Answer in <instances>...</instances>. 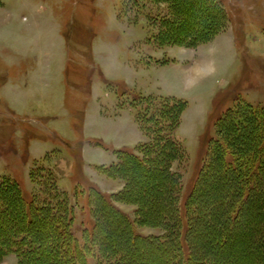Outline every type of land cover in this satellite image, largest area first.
I'll use <instances>...</instances> for the list:
<instances>
[{"label":"rangeland","instance_id":"obj_1","mask_svg":"<svg viewBox=\"0 0 264 264\" xmlns=\"http://www.w3.org/2000/svg\"><path fill=\"white\" fill-rule=\"evenodd\" d=\"M216 1L230 23L214 38V29L200 36L210 41L195 48L188 36L209 21L190 8L182 10L183 19L174 14L175 24L183 23L176 35L165 36L163 47L155 44V18L168 14V0H0V179L17 180L31 203L37 193L34 168H50L75 206L78 238L94 226V190H123L114 203L134 217L138 230L151 237L164 232L158 167L149 162L150 172L139 167L130 179L124 170L105 167L117 162L119 152H134L147 141L136 120L146 99L185 100L176 134L186 158L169 165L182 174L184 205L218 121L243 100L264 106V0ZM191 18L197 22L187 24ZM8 210L4 223L13 217ZM249 212L240 242L228 240L216 252L227 256V264L250 261V226L264 215L256 208ZM119 229L112 236L118 246L126 236ZM6 233L0 228L1 238ZM130 236V260L154 264L161 258L158 241ZM40 262L25 261L13 249L0 253V264Z\"/></svg>","mask_w":264,"mask_h":264},{"label":"trees","instance_id":"obj_2","mask_svg":"<svg viewBox=\"0 0 264 264\" xmlns=\"http://www.w3.org/2000/svg\"><path fill=\"white\" fill-rule=\"evenodd\" d=\"M168 1V14L155 18L159 29L153 39L159 47H163L165 36L176 35L182 27L183 23L175 24L174 14L183 19V9L190 8L209 21L201 25L199 33L188 36L195 48L210 41L201 40L200 36L214 29V38L230 23L224 5L216 0ZM185 22L191 24L197 19ZM145 101L136 120L147 141L140 143L134 152H119L117 162L105 170H124L130 179L139 175V167L149 171V162L158 167L164 193L158 222L165 231L153 237L141 233L134 217L114 203L115 198L124 196L123 190L114 194L94 190L90 200L94 226L85 228L78 238L74 233L75 206L59 190L50 168L40 164L34 168L37 193L31 203L17 180L0 179V228L7 232L6 238L0 237V253L13 249L25 261H44L39 264H146L130 260L127 244L132 233V241L154 244L158 241L156 248L162 255L154 264L228 263L225 254L216 253L218 248L228 240L240 242L245 235L242 226L251 218L248 216L251 209L262 210L260 213L264 215V106L243 100L218 121L196 185L182 205L183 177L179 171L169 170V165L174 159L180 163L186 158L185 147L176 132L187 102L175 97H151ZM236 128L241 133L235 132ZM134 169L136 172L132 173ZM221 183L219 193L215 190ZM7 210L13 217L11 222L4 223L3 213ZM116 228L126 235L125 242H117L119 246L112 243ZM250 229L251 256L243 264L251 261L264 264V216L252 222ZM42 253L46 257L41 258Z\"/></svg>","mask_w":264,"mask_h":264}]
</instances>
